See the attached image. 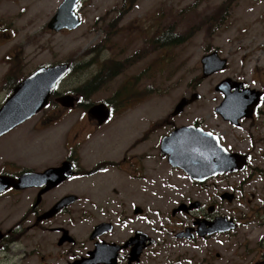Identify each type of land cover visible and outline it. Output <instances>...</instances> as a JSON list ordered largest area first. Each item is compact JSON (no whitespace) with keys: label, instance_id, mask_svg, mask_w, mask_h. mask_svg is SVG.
I'll use <instances>...</instances> for the list:
<instances>
[{"label":"flooded vegetation","instance_id":"obj_1","mask_svg":"<svg viewBox=\"0 0 264 264\" xmlns=\"http://www.w3.org/2000/svg\"><path fill=\"white\" fill-rule=\"evenodd\" d=\"M227 79L240 83L239 92L254 91L253 105L242 116L226 115V92L215 89L221 100L208 117L210 125L201 120L205 117L186 119L185 109L193 103L176 114L175 106L143 122L145 128L142 115L137 117L136 136L106 148L92 136L118 118L124 123L125 107L119 115L115 107H103L106 119L99 124L90 114L96 106L80 105L75 95L74 105L66 108L53 94V104L32 116L38 117L33 129L41 132L70 113L76 115L73 126L83 122L86 128L69 142L62 140L64 153L50 166L32 167L23 144L0 148V264H240L241 223L225 214L224 206L239 201L251 217L245 224H264V182L251 185L252 176L264 180V161L252 165L256 154L264 159V92ZM16 85L2 75L0 110ZM185 128L213 137L220 151L242 158L243 168L218 165L204 180H194L161 147L162 139ZM249 167L245 181L235 179ZM243 257L244 264H264V243Z\"/></svg>","mask_w":264,"mask_h":264},{"label":"rangeland","instance_id":"obj_2","mask_svg":"<svg viewBox=\"0 0 264 264\" xmlns=\"http://www.w3.org/2000/svg\"><path fill=\"white\" fill-rule=\"evenodd\" d=\"M62 1L0 0V79L7 75L18 84L41 67L69 64L72 71L57 85L58 93L77 95L80 105L115 107L117 115L125 107L124 123L116 117L92 136L105 148L135 137L137 117L142 115L145 128L143 122L170 113L192 93L201 99L185 109L186 119L205 117L201 120L210 125L208 117L221 100L215 86L226 78L264 92V0H81L76 11L81 25L54 33L46 24ZM214 51L227 60V68L202 79L200 59ZM92 79L98 86L84 96L81 89ZM68 115L41 132L33 129L38 117L29 118L4 137L0 148L23 144L32 167L50 166L57 153H64L62 140L69 142L86 128L83 122L73 126L76 115ZM259 160L264 161L256 154L252 165ZM251 170L235 179L245 181ZM262 180L252 176L251 185ZM224 210L241 223L236 234L244 264L243 255L264 243V224H245L251 217L239 201ZM224 256L229 257L226 250Z\"/></svg>","mask_w":264,"mask_h":264},{"label":"water","instance_id":"obj_3","mask_svg":"<svg viewBox=\"0 0 264 264\" xmlns=\"http://www.w3.org/2000/svg\"><path fill=\"white\" fill-rule=\"evenodd\" d=\"M79 1L80 0H63L58 6L55 14L46 24L47 29L54 33H59L64 30L73 31L79 27L81 25V20L75 13ZM226 62V60L218 57L216 51L203 56L200 60L203 78H207L219 71H224L226 68ZM69 69L70 68L67 64L43 67L37 69L21 81L14 88L11 96L6 100L0 110V136L28 120L44 108L47 105L48 98L51 96L55 85L69 72ZM229 82L231 81L225 80L221 82L216 89L226 92L225 100L222 104L225 114L230 117L237 114L236 117H238L241 116L240 114H243L244 111L251 105L252 97L254 98V91L244 90L239 92L238 88L241 87L240 83L232 82L233 85H229ZM198 98V95H192L190 100L185 98L181 99L176 105L175 114ZM240 98H247V101L242 102ZM56 101L61 106L69 108L74 105L75 99L66 95L56 99ZM97 107L98 108L94 111L92 110L90 114L93 113L99 121V124H101L106 119L103 110L104 106L99 105ZM195 144H200L202 148ZM216 144L217 142L213 137L193 128L178 130L162 142V146L171 147L177 163L180 165L183 164L182 166L186 167L185 169L186 171L188 170L187 172L191 175V177L194 180L199 181L204 180L208 176L205 172L214 170L215 160H220V162L223 163V167L221 168H224L225 170L234 164L237 166L235 169H242L244 166L242 158L235 155L227 156L224 152L219 150V146ZM193 151L196 152V156H193V154H195ZM239 164L241 165L238 166ZM64 168L65 167H62L60 170H63ZM230 200L231 198L229 199V202H231ZM225 222L227 223L226 220ZM223 226L226 228L225 223Z\"/></svg>","mask_w":264,"mask_h":264},{"label":"trees","instance_id":"obj_4","mask_svg":"<svg viewBox=\"0 0 264 264\" xmlns=\"http://www.w3.org/2000/svg\"><path fill=\"white\" fill-rule=\"evenodd\" d=\"M163 39H164V37H163ZM164 40H166V39H164ZM176 41L175 40H172V41H170V44H172V43H175ZM71 71H72V68H71V66H70V72L69 73H71ZM96 78V80H98V78L97 77H95ZM98 86V83H95V82H93V79L90 81V82H88L85 86H84V89H81L83 92H82V94L85 96L86 95V93H89L90 91H92L96 86ZM95 86V87H94ZM56 96H57V94H59L58 93V90H57V93L55 92L54 93Z\"/></svg>","mask_w":264,"mask_h":264}]
</instances>
